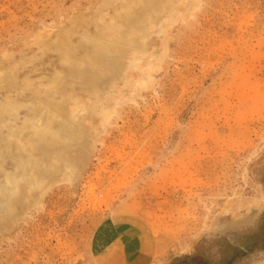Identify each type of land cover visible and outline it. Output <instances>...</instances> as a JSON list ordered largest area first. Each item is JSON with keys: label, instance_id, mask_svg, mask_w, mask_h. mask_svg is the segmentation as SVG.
<instances>
[{"label": "rangeland", "instance_id": "rangeland-1", "mask_svg": "<svg viewBox=\"0 0 264 264\" xmlns=\"http://www.w3.org/2000/svg\"><path fill=\"white\" fill-rule=\"evenodd\" d=\"M2 106L0 264L219 261L261 225L264 0H0Z\"/></svg>", "mask_w": 264, "mask_h": 264}, {"label": "trees", "instance_id": "trees-1", "mask_svg": "<svg viewBox=\"0 0 264 264\" xmlns=\"http://www.w3.org/2000/svg\"><path fill=\"white\" fill-rule=\"evenodd\" d=\"M217 244L222 253L219 261L209 254V250L199 248L196 254L178 258L172 264H235L251 251L264 250V217L258 229L239 242L224 239Z\"/></svg>", "mask_w": 264, "mask_h": 264}, {"label": "bare ground", "instance_id": "bare-ground-1", "mask_svg": "<svg viewBox=\"0 0 264 264\" xmlns=\"http://www.w3.org/2000/svg\"><path fill=\"white\" fill-rule=\"evenodd\" d=\"M173 5V4H172ZM172 5H171V7H172ZM106 45H108L109 46V44H106ZM41 105H46L47 107H49V104H47V103H42ZM7 106V105H6ZM10 109V108H9ZM49 109H50V107H49ZM48 110V109H47ZM50 111H51V118H50V120L48 121V123H47V126H43V128L42 129H39L38 131H33V130H31L32 132H34V134H32V136H38V137H43V138H45V137H48V136H54V130H52V126H51V124H52V121L54 120V119H58L59 117H60V115H61V111L60 110H54L53 108H52V110L50 109ZM5 113H7V114H9V112H8V109L6 108V107H3L2 106V108H0V115L1 114H5ZM9 115H11V116H14V112H11V114H9ZM8 116V115H7ZM59 120V119H58ZM46 121V120H45ZM25 128H23V129H21V133H22V131L24 130ZM29 128H27V130H28ZM12 131L14 132V129H12ZM16 131V130H15ZM18 131H20V130H18ZM20 133V132H19ZM17 135V134H16ZM19 135H21V134H19ZM43 135H47V136H43ZM18 136V135H17ZM1 138V137H0ZM24 138V137H23ZM15 139V138H14ZM17 139V138H16ZM21 140H22V138H20ZM1 140V139H0ZM21 140H19V138L16 140L17 141V143H18V152H16V153H18V154H15V162L17 163L16 164V167H18L19 169H20V167H23V169H22V174H21V176L20 177H18L17 175H16V173H14V175H16V176H12V177H8L7 178V186H8V184H12L13 182H15L16 184L18 183L17 181H19V180H21L22 179V177L23 176H26L25 174L27 173V176L29 177V179L27 178V176L25 177V179L27 180V182H29L30 183V185H37L41 180H40V172H38V171H40V170H37V171H35V169L37 168V162H39L36 158H37V155H35L34 153V149L33 148H31V151H30V154H28V156H26L25 154H24V147L27 145H23L22 143H21ZM24 142V141H23ZM4 143V142H3ZM4 144H7V142L6 143H4ZM16 144V143H15ZM9 145H10V147H9ZM8 145V147H7V145H6V147L7 148H11V144H9ZM1 146V145H0ZM4 146V145H3ZM15 150H17V148L15 149ZM15 153V152H14ZM54 155V154H53ZM52 156V155H51ZM53 158V157H52ZM56 160L58 159L59 160V162H60V160H62L58 155H56L55 157H54ZM53 158V160H55ZM41 158H39V160H40ZM5 160V159H4ZM58 160H57V162H58ZM63 161V160H62ZM65 161V160H64ZM44 162V161H43ZM40 163V162H39ZM45 163V162H44ZM51 163H53V162H51ZM46 164V163H45ZM43 166V165H42ZM45 166V165H44ZM1 167V166H0ZM29 167H30V169H29ZM15 168V167H14ZM18 168H16V171H18ZM48 168V167H47ZM46 168V169H47ZM38 169H40V168H38ZM48 170H50V169H48ZM15 171V170H14ZM44 172V171H43ZM18 177V178H17ZM40 184V183H39ZM19 185V184H18ZM41 185H42V183H41ZM15 186V188H14V191H17V189H18V187H16V185H14ZM35 186H34V188H35ZM32 188V187H31ZM30 188V189H31ZM33 189V188H32ZM37 189H39V188H37ZM34 190V189H33ZM32 190V191H33ZM35 190H36V188H35ZM36 192V191H35ZM2 200V199H1ZM0 200V201H1ZM6 203V202H5ZM5 209V208H4ZM3 209V210H4ZM8 209H10V208H8ZM1 210V209H0ZM2 210V211H3ZM7 211V210H6ZM9 211V210H8ZM218 226V225H217ZM221 229H224V230H226L227 229V226H225L224 228H221ZM264 264V263H263Z\"/></svg>", "mask_w": 264, "mask_h": 264}, {"label": "crops", "instance_id": "crops-1", "mask_svg": "<svg viewBox=\"0 0 264 264\" xmlns=\"http://www.w3.org/2000/svg\"><path fill=\"white\" fill-rule=\"evenodd\" d=\"M142 253H143V256H141V258L139 257L140 259L138 258L134 261L137 262L138 260H141V262H143L142 264H154L156 260V256H155L156 254L153 255V253H150L148 248H144Z\"/></svg>", "mask_w": 264, "mask_h": 264}, {"label": "water", "instance_id": "water-1", "mask_svg": "<svg viewBox=\"0 0 264 264\" xmlns=\"http://www.w3.org/2000/svg\"><path fill=\"white\" fill-rule=\"evenodd\" d=\"M5 116V115H4Z\"/></svg>", "mask_w": 264, "mask_h": 264}]
</instances>
